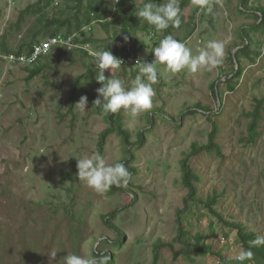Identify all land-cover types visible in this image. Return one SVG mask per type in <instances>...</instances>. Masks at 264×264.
I'll return each mask as SVG.
<instances>
[{
  "label": "rangeland",
  "instance_id": "1",
  "mask_svg": "<svg viewBox=\"0 0 264 264\" xmlns=\"http://www.w3.org/2000/svg\"><path fill=\"white\" fill-rule=\"evenodd\" d=\"M147 2L130 0L123 12L136 17L135 8ZM242 3L208 0L201 9L192 0H179V27L158 32L149 24L137 31L124 21L108 25L123 16L116 0H84L79 29L73 26L77 0H0V49L4 39L13 52L23 43L27 50L31 40L47 42L41 27L51 17L70 20L59 34L74 37L70 49L62 45L44 58L48 67L28 82L27 68L33 67L11 65L0 56V264H63L67 253L107 255L113 264H220L222 253L228 264H237L231 257L243 248L237 230L224 221L264 235V103L255 141L249 137L252 118L247 116L264 98V27H256L264 0H247L245 8ZM90 4L103 17L90 11L93 19L85 24ZM23 10L26 15L19 20ZM124 26L130 29L127 34ZM169 34L185 42L193 55L209 40L223 41V63L197 73H172L158 64L152 108L135 117L124 109L117 112L131 132L132 145L114 131L101 151L102 132L116 122L100 106L97 112L90 95L85 111L76 106L69 111L76 78L83 75L77 94L89 91L97 98L96 89L102 86L95 80L96 64L82 52H70L87 46L94 53H114L131 42L148 58ZM88 38H93L88 45L81 42ZM246 44V52L233 62L231 56ZM88 64L93 65L89 74ZM238 68L242 72L234 75ZM138 69L129 64L112 76L130 87ZM105 75L110 77L111 71ZM215 126L221 153L202 150L189 157L199 181L193 180L196 200H188L182 161L192 154L193 144H209ZM94 153L107 164L124 163L129 183L98 193L79 180L78 158ZM214 195V208L224 221L202 203ZM114 210L119 211L109 218L116 228L103 219ZM53 251L54 258L49 254Z\"/></svg>",
  "mask_w": 264,
  "mask_h": 264
},
{
  "label": "clouds",
  "instance_id": "2",
  "mask_svg": "<svg viewBox=\"0 0 264 264\" xmlns=\"http://www.w3.org/2000/svg\"><path fill=\"white\" fill-rule=\"evenodd\" d=\"M116 2L118 3L119 0ZM192 2L201 9H204L208 4V0H192ZM180 12L179 0H164L159 4L154 3L153 0H148L142 7H136L134 10V14L139 19H143L149 25L154 26L158 32L166 30L170 25L179 27L181 23ZM124 39L127 41L128 36H125ZM70 40L71 37H69ZM68 48L70 49V47ZM152 52L154 53V60H138L136 62V64H140L138 74L130 87H126L121 79L112 76L113 69H118L123 63L121 58L115 56L110 49L96 51L92 54L97 68L95 80L102 85L96 89L98 96L93 103L100 106L103 113H116L124 109L130 111V114L135 117L151 109L155 96L153 85L158 82L159 78L158 64L164 65L172 73H178L184 69L191 73H197L201 69L206 68L211 71L218 67L223 63L226 55L223 41L209 40L203 48L198 49V54L193 55L185 42L170 34L161 39ZM109 69L111 76L106 77L105 71ZM75 105L81 112L85 111L88 105V97L82 96ZM77 169L79 180L84 181L98 193L107 192L112 186L127 185L131 180V173L124 163L107 164L99 153L78 158ZM249 243L248 249H241L231 257L237 264H244L245 261L253 258L251 246H264V235L256 236ZM98 245L99 240L94 247H98ZM49 254L54 258L57 252L53 251ZM109 259L110 257L107 255L67 253L62 260L63 264H108Z\"/></svg>",
  "mask_w": 264,
  "mask_h": 264
},
{
  "label": "trees",
  "instance_id": "3",
  "mask_svg": "<svg viewBox=\"0 0 264 264\" xmlns=\"http://www.w3.org/2000/svg\"><path fill=\"white\" fill-rule=\"evenodd\" d=\"M130 0H119V2L116 4V9L118 12H121L123 14L122 18H115V19H112L111 22H109L108 25H114L116 22H121V21H124L126 23L125 26H130V28H132L134 31H137V30H140L141 28H146V26L148 25V23L146 21H144L143 19H139L138 16L136 17H133V18H127L126 15L127 13L126 12H123L124 11V7L127 3H129ZM247 2V0H243V3L241 4V7L245 8V3ZM48 3V2H47ZM46 3V5H47ZM83 3H84V0H77V4H76V10H77V13L74 14L76 16V23L73 25L74 27H76L77 29L80 28L81 26V21H80V18L79 16L82 15V8H83ZM91 3V2H90ZM88 14H86V19L83 20L82 19V22L85 23V24H88L89 21H92L93 17H92V14L90 11H93L94 13H97L99 15H97V17H103V15H101L98 10V6H94L93 4H90V6H88ZM29 8H26L25 10H27ZM23 10V12H21L20 14V17H19V20L23 19L24 15H26V12L28 11L31 12L30 10H27L25 11ZM86 10V9H85ZM33 11L36 13L35 9H33ZM37 12H41V7L38 6L37 8ZM43 12V10H42ZM42 15H44V13H42ZM260 22L259 24L256 26L258 28L260 27H264V9H261L260 12H259V15H258ZM101 18H98V19H101ZM88 19V20H87ZM126 19V20H124ZM71 25V21H67V20H60V19H57L56 17H51V18H47L43 24H42V27L43 29L46 30V36L48 38L50 37H54V36H58L60 35L59 32L60 30H62V28L66 25ZM122 29V33H128L130 29H127V27H125ZM15 27L19 28V23L17 22L15 24ZM70 33H71V30H68ZM64 38H67L68 35L64 36L62 35ZM93 41V38H88V39H84L82 40L81 42L84 43V44H88V43H91ZM25 44L23 43L20 48L17 50V51H11V49H8L7 47V44H6V41L4 39L3 43H2V47L0 49V52L5 54V55H8V54H14L15 56H20L21 54L25 53V54H29V52L32 51V48H33V42L32 40L29 42L28 46H27V50L24 49V46ZM248 44H246L244 47H241L240 49H238L237 53H236V56H231V60L234 62V58H239V55L240 54H244L246 52V47H247ZM60 47V46H59ZM137 49V47H135ZM75 52H82L83 55L85 57H88L92 62H94L95 64V61L93 60V56L89 53V51L83 47H78V48H74L73 52H70V53H75ZM123 52V49H119L118 51H115L113 54L115 56H118L120 55L121 53ZM51 55V54H50ZM49 55V56H50ZM49 56L47 57H44L45 59H47ZM44 58L40 59L37 63L35 64H27V63H23L21 61H16V62H11V61H8L11 65H16V66H19V67H33V68H27L28 69V76L26 77V81H30L32 79H34L35 77L41 75L44 71L45 68L48 67V65L45 63V64H42V60H44ZM41 62V63H40ZM92 66L91 64H88L86 65V68H87V74L90 73L91 69H92ZM139 67V66H138ZM125 68V67H124ZM242 72V70L240 68H238L236 74L234 75H239L240 73ZM83 75L76 78L75 82L73 83L72 87H71V91H70V98H69V111L70 112H74V109H75V104L80 100V98L83 96V95H90V100L92 102V104L96 107L97 109V112H101V110H99V106L95 105L93 102L96 100V97L93 93L89 92V91H84V92H80V94H77L78 93V85L82 79ZM216 87H217V82H213L212 84V90L216 93ZM233 89V87H231ZM264 103V98L263 99H258L257 100V105L255 107V110L250 112L249 114H247V116L251 117L252 118V121L250 122L249 124V127H248V133H249V137L251 138L252 141H255L256 140V136L258 135V132H257V128L259 126V120L261 118V112H260V109L262 107V104ZM196 107H198L199 109H202V105L200 103L196 104ZM205 109V108H203ZM109 115V119L110 121L113 123L116 122V125H111L109 128H107L106 130H104L100 136V149L102 151L103 147H104V144L106 142V137L107 135H109L110 133H114V131L116 133H118L125 145L127 146H130L132 145L131 143V132L129 129L125 128V125H124V122L122 120V116L120 114H118L117 112L116 113H108ZM116 129H114V127H116ZM217 135H218V128L217 126H215L210 134V142L207 146L205 147H199L197 146L196 144H193V152L192 154H189L187 155V158L184 159L182 161V171H183V182H184V185L186 188L189 189V198H187L188 200H196V195H197V191H198V187L197 185L193 184V180H197L199 181V177L197 174H195L192 169L190 168V165L188 164V160H189V157H191L192 155H195L196 153H198L199 151H202V150H207V151H216L217 153H221V148L220 146L216 143V138H217ZM142 137V135H141ZM188 203V201H187ZM202 203L204 204L205 207H207V209L216 217H219L223 220V218L221 217V215L215 210L214 206L216 205L217 203V197L216 195L210 197L208 200L206 201H202ZM119 210H114L112 211L110 214L108 215H104L103 216V219L105 220V223L109 226H111L112 228H116L115 225L113 223L110 222V218L109 217H114L116 215V213L118 212ZM224 221V220H223ZM224 223L228 226V227H231V228H234L237 230V234H238V239L241 243V246L243 249H248L250 247V241L254 240L256 238V234L253 233V232H248L246 230V228L243 226V224H238V223H234V222H226L224 221ZM122 242V240H121ZM164 246H171V244L169 243H164L163 244ZM160 247H159V244H156V247H155V258L156 260L158 259V251H159ZM251 251L253 252V258L249 261H246V264L247 263H255V264H264V246H251ZM98 255V254H97ZM220 256V264H228L229 263V260H228V257L226 254H222L220 253L219 254ZM111 260V258L109 259ZM113 260H111V262L109 264H113Z\"/></svg>",
  "mask_w": 264,
  "mask_h": 264
},
{
  "label": "built area",
  "instance_id": "4",
  "mask_svg": "<svg viewBox=\"0 0 264 264\" xmlns=\"http://www.w3.org/2000/svg\"><path fill=\"white\" fill-rule=\"evenodd\" d=\"M69 37H71L70 41H69ZM62 45L71 47L72 45H74V37L68 36L67 38H64L62 35H58L48 38L47 42L35 43L33 44L32 51L29 52L30 55L23 53L17 57L14 54L5 55L0 52V54H2L0 56L11 62H16L19 60L23 63L35 64L40 59L49 56L51 53H53V51H55L59 46ZM80 47L87 49L91 55L94 53L93 51H90L87 46H80ZM135 47L136 46L134 45V43L131 42L124 44V46L122 47L123 52L117 56L122 59L123 63L118 69H113V71L122 69L129 64H136L138 60H143V61H147L150 59L154 60L153 52L151 53L150 57L146 58V56H144V54L139 50V47H137V49ZM136 65L139 66L140 64H136Z\"/></svg>",
  "mask_w": 264,
  "mask_h": 264
}]
</instances>
